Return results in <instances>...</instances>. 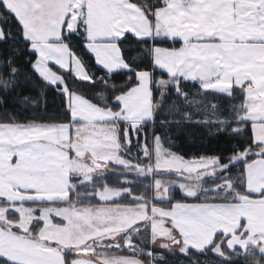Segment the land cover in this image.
<instances>
[{
	"label": "snow or ice",
	"instance_id": "snow-or-ice-1",
	"mask_svg": "<svg viewBox=\"0 0 264 264\" xmlns=\"http://www.w3.org/2000/svg\"><path fill=\"white\" fill-rule=\"evenodd\" d=\"M76 38L106 75L90 71ZM0 45L6 46L0 106L38 79L56 86L67 117L0 121V202L13 206L0 213L32 221L27 228L0 225V264H145L142 257L156 264L177 255L188 264H211L209 255L227 264H264V0H0ZM53 65L100 88L89 98ZM121 72L129 75L117 83ZM38 91L47 94L45 87ZM208 94L229 103L207 101ZM21 102L39 103L28 96ZM201 115L215 120L196 119ZM186 125L233 138L230 154L186 158L173 150L180 147L171 139L173 126ZM130 153L146 163L124 160ZM86 154L97 169L99 161L138 169L122 183L153 180L151 206L65 210L72 215L15 207L25 199L39 205L88 195L72 181L73 171H91L80 162ZM161 175L174 179L164 183ZM57 187L62 194H49ZM6 188L27 195L14 198ZM128 194L144 199L131 188ZM45 211L56 217L47 227L57 238L31 232L36 220L45 227ZM97 220L116 223L101 228Z\"/></svg>",
	"mask_w": 264,
	"mask_h": 264
},
{
	"label": "trees",
	"instance_id": "trees-1",
	"mask_svg": "<svg viewBox=\"0 0 264 264\" xmlns=\"http://www.w3.org/2000/svg\"><path fill=\"white\" fill-rule=\"evenodd\" d=\"M145 3L150 2V0H144ZM76 50L80 55L84 57L87 62V65L90 71H94L97 75H106L104 71L99 68L94 60V57L89 54L80 43V38H76L75 41ZM134 42L132 44L126 45V47H134ZM163 46L173 47V46H180L179 43L173 44L171 42H165ZM6 47L5 45H0V49ZM130 55V54H128ZM140 67H146L147 62L142 65H137ZM56 71L60 72L61 74L66 75L69 82L72 84L73 87L80 88L83 92L88 94V97L91 98L92 93L96 92L100 85L97 84L96 88H93L90 84L79 82L75 76L71 73H64L62 70L58 68H54ZM161 73L157 71L156 75H160ZM129 75V73L121 72L119 73L114 79L117 80L119 83L125 76ZM40 87H45L46 89V96L41 98L39 95L38 89ZM186 88V87H185ZM197 86L194 84L192 88H186V90L190 92L196 91ZM4 92L0 90V96H4ZM22 96H28L31 98H35L39 101L36 106H33L30 102H21ZM63 97L59 95V91L57 90L56 86H50L42 84L40 80H35L34 83L28 84L25 86V90L20 92H13L10 95L5 97V104L0 106V121H8L10 119H15L20 122H25L28 120H32L34 118H38L40 120H65L67 117L65 116V109L63 103ZM205 99L210 102H221L222 105L226 106L229 103V100L225 96H219L215 94H208ZM46 101V103L44 102ZM211 111L210 108L206 109V112ZM213 119L215 117H208L205 115L197 116L196 119ZM174 130L171 134V139L174 141L175 144H178L180 147L178 149H173L178 151L181 155H185L186 158H190L193 156L199 155H213V154H222L225 157L228 156L231 152V149L234 145V139L228 137L227 135H217L214 137H210L207 134V131L204 126H196V125H186L182 128L176 129L173 126ZM125 157V156H124ZM112 168H116V173L107 174L104 172L103 176H96L91 183L77 185V193H88V195H75L72 199H62L58 203L47 204L44 202L40 204L41 206H58V207H66V208H73V207H87V206H96V205H137L142 204L141 201H136L130 198V195H125L122 198L111 201V202H101L98 200L97 193L102 192L106 189H114V190H128L131 188L132 193L136 196L144 197V203H149L151 200L150 196L153 194V182L152 180H144L140 181L136 184H128L122 183L123 179H134L135 176L132 172L134 170H130V174L126 175L125 170L120 165H112L109 163ZM108 165H105V168ZM98 170V169H96ZM118 171V172H117ZM120 172V173H119ZM123 175V176H122ZM73 181V178H72ZM213 182H211L212 184ZM149 185L150 187L145 188L143 185ZM180 192L176 191V199H181ZM9 215H15L14 211H8ZM14 219H17V216H14ZM127 255L129 253L125 252L122 253ZM145 260V264H148L147 258L142 257ZM199 259H204L203 257H199ZM208 259L211 261V264H227L226 261L217 259L209 255ZM180 260H185V264H188V260L185 257L177 256H169L168 261H157L156 264H178Z\"/></svg>",
	"mask_w": 264,
	"mask_h": 264
},
{
	"label": "crops",
	"instance_id": "crops-1",
	"mask_svg": "<svg viewBox=\"0 0 264 264\" xmlns=\"http://www.w3.org/2000/svg\"><path fill=\"white\" fill-rule=\"evenodd\" d=\"M249 43H251V44H258V43H260L259 41H250ZM93 56V55H92ZM94 57V56H93ZM98 66V65H97ZM53 67L54 68H58V67H56V66H54L53 65ZM99 68H101L100 66H98ZM59 69V68H58ZM102 69V68H101ZM55 70V69H54ZM74 75V74H73ZM73 175H75V173L73 174V172H72V178H74V176ZM62 191H63V189H62V187H57V188H55V189H50L49 190V194H53V193H56V192H59V193H61L62 194ZM105 192V191H104ZM102 192H98L97 193V196H100V194H101ZM5 194H10V195H12L14 198H17V199H19V198H22V197H25L26 195H27V193H25L22 189L20 190V191H12V190H10V189H8V188H6L5 189ZM118 199H120V198H116V199H111V200H105L106 202H111V201H115V200H118ZM60 200H62V199H58L55 203H58ZM134 200V199H133ZM104 201V202H105ZM41 204H43V203H41ZM48 204V203H47ZM139 205L140 204H137V205H132L134 208H136L137 209V211H142L140 208H139ZM32 206H39V207H41V208H44V209H46V210H49V211H60L61 209H69V208H66V207H58V206H54V205H51V206H41L40 204L39 205H37V202L36 201H29V200H27V199H25L24 200V202H23V205H21V204H19V203H17V205H15V207H25V208H27V207H32ZM115 206H117V205H105V204H102V205H96V206H87V207H73V208H75V209H77V210H80V211H83L85 208H89V207H91V208H94L95 210L97 209V208H112V207H115ZM119 206H121V210H123V206L122 205H119ZM149 206H151V205H149ZM11 208H13V206L12 205H9L7 202H0V209H11ZM64 213L65 212H68V211H63ZM14 213H15V215L13 214V215H9L8 214V212H7V217H3L2 216V213H0V225H3L5 228H7V227H9L13 222H16V223H19V224H21L24 228H27V226H28V224L30 223V222H32L30 219H29V216L26 214V215H24L23 217H20V216H18L17 214H16V212L14 211ZM45 213V212H44ZM67 215H72V213L71 212H68V214ZM14 216H17V219H14ZM44 218H45V222H46V225H45V227L43 228V229H41V225H40V222H39V220H36L35 221V224H34V227L31 229V232L32 233H36L37 231H40V234L41 235H43V236H46V237H49V238H57L56 236L57 235H55L54 233H53V230H50L48 227H47V224L50 222V221H52V220H56V217L55 216H49V214L48 213H45L44 214ZM98 221V220H97ZM57 222V224H63V220L62 219H59V220H57L56 221ZM96 222V221H95ZM99 222V221H98ZM116 223V221H106L104 224H100L99 223V225H98V227H101V228H103V227H108V226H110V225H112V224H115ZM224 223L225 224H231L232 223V221L231 220H225L224 221ZM147 232H148V230H147ZM24 235H26V236H28L29 235V233H24ZM31 238H33V239H35V238H37L36 236H32ZM45 243H47V241H45ZM51 246V245H50Z\"/></svg>",
	"mask_w": 264,
	"mask_h": 264
},
{
	"label": "rangeland",
	"instance_id": "rangeland-1",
	"mask_svg": "<svg viewBox=\"0 0 264 264\" xmlns=\"http://www.w3.org/2000/svg\"><path fill=\"white\" fill-rule=\"evenodd\" d=\"M194 85V83H187V84H185V87L188 89H190V88H192V86ZM195 92V91H194ZM195 99H199V97H196ZM191 110V109H190ZM209 112H211V111H209ZM214 117V116H213ZM123 159L124 160H128V161H138L139 163H141V164H145L146 162L145 161H139V159H138V157H136V156H134L133 154H128V155H126L125 157H123ZM82 164H87L88 165V168L89 169H91V171H88V170H83V171H81V170H75V171H73V174L75 173V175H73L74 176V178H73V183H76L77 185H83V184H88V183H91L95 178H98V177H96V175L97 176H100V173L96 170L97 168L94 166V164L92 163V158H91V156L89 155V154H86V155H84V157L81 159V161H80ZM99 163L101 164V165H108L106 168H104V170H105V173H107V174H110V173H113V172H115L116 173V168H112L110 165H109V163H107V164H105V162L104 161H99ZM110 163H112V165H120L121 167H123V170H125V173L124 174H126V175H128V174H130V170H134V171H132V172H137L138 171V169H136V168H132V167H124V166H122L120 163H118V162H110ZM118 172V171H117ZM99 173V174H98ZM120 173V172H119ZM135 173H133V174H135ZM102 174V173H101ZM123 176V175H122ZM160 180L162 181V182H164V183H171L172 181H173V179H174V177H168V176H164V175H161L160 177ZM123 180H127V179H123ZM83 181V182H82ZM152 182H153V187H154V181L152 180ZM211 182H213L212 180H207L206 181V184H208V185H211ZM105 191V192H104ZM104 191H102V193L100 194V195H104V196H110V195H112V192H119L120 193V195L118 196V198H122L123 196H125V195H129L128 194V190H114V189H111V191H107V190H104ZM176 191H178V192H180V190L179 189H177ZM153 195H154V192H153V194H152V196H150V202L149 203H144V202H146V201H144V199H142V200H138V199H134V200H136V201H141L142 202V204H148V205H151V203H152V197H153ZM180 195H181V193H180ZM230 195L231 194H228L227 196H225V199H228L229 197H230ZM60 201H62V200H60ZM108 201V200H107ZM106 202V201H105ZM110 202V201H109ZM69 209H72V208H69ZM93 209V211H95V209L94 208H92ZM64 210H66V209H61L60 211L61 212H63ZM45 213H48V211H45ZM44 213V214H45ZM65 215H67L68 214V212H65L64 213ZM96 223H97V226L99 225V222L98 221H96ZM147 228H145L144 229V237H145V239H147ZM53 233L55 234V235H57V233L55 232V231H53ZM57 237V236H56ZM94 243V242H93ZM157 243H159V241L157 242ZM85 246H87V245H85Z\"/></svg>",
	"mask_w": 264,
	"mask_h": 264
},
{
	"label": "water",
	"instance_id": "water-1",
	"mask_svg": "<svg viewBox=\"0 0 264 264\" xmlns=\"http://www.w3.org/2000/svg\"><path fill=\"white\" fill-rule=\"evenodd\" d=\"M94 166H95V164H94ZM96 167V166H95ZM102 169H104V166L103 167H101Z\"/></svg>",
	"mask_w": 264,
	"mask_h": 264
}]
</instances>
